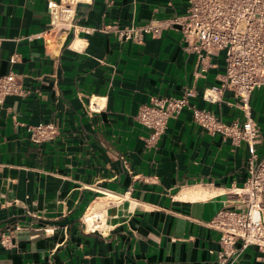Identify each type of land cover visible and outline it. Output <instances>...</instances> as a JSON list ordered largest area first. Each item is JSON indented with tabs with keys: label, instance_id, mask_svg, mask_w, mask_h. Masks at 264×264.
<instances>
[{
	"label": "crops",
	"instance_id": "crops-1",
	"mask_svg": "<svg viewBox=\"0 0 264 264\" xmlns=\"http://www.w3.org/2000/svg\"><path fill=\"white\" fill-rule=\"evenodd\" d=\"M187 0H77L74 28L50 30L46 0H0V75L25 93L0 104V264H219L223 208L243 209L248 150L204 131L191 111L168 121L153 146L135 118L152 97L180 96L229 122L243 119L221 88L225 53L205 69L182 34L143 42L115 27L185 12ZM17 54L14 60L13 55ZM264 156V86L250 97ZM53 122L57 135L33 143L28 127ZM103 225L84 220L96 201ZM238 241L236 245H239ZM230 264H264L247 246Z\"/></svg>",
	"mask_w": 264,
	"mask_h": 264
},
{
	"label": "built area",
	"instance_id": "built-area-1",
	"mask_svg": "<svg viewBox=\"0 0 264 264\" xmlns=\"http://www.w3.org/2000/svg\"><path fill=\"white\" fill-rule=\"evenodd\" d=\"M77 0H46L50 30L74 28V6ZM169 29L182 34L187 51H194L205 69L210 57L218 51L225 53V72L221 88L230 89L236 98L243 119L229 122L207 109L190 103L193 89H184L180 96L152 97L141 104L136 120L149 131L148 146L157 143L170 119L189 109L193 120L207 133L220 134L233 144L244 141L249 153L248 176L236 192L243 196L244 208H223L210 221L219 232V264H230L247 246L254 245L264 253V156L256 145L260 131L251 116L252 92L264 86V0H187L185 12L163 19L124 27H115L116 37L124 41L142 43L145 35L159 37ZM13 55V59L17 58ZM24 89L13 72L0 75V104L7 95H23ZM29 139L42 143L53 139L57 127L53 122H39L28 127ZM90 228L98 230L104 223L96 218ZM239 245H236L237 242ZM0 244L13 246L8 235L0 236Z\"/></svg>",
	"mask_w": 264,
	"mask_h": 264
},
{
	"label": "bare ground",
	"instance_id": "bare-ground-1",
	"mask_svg": "<svg viewBox=\"0 0 264 264\" xmlns=\"http://www.w3.org/2000/svg\"><path fill=\"white\" fill-rule=\"evenodd\" d=\"M96 218H100V223H103V204L100 200L94 202L84 214V220L89 228L97 223Z\"/></svg>",
	"mask_w": 264,
	"mask_h": 264
}]
</instances>
